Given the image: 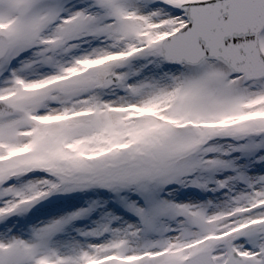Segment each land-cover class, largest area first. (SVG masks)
Segmentation results:
<instances>
[{
  "label": "snow or ice",
  "instance_id": "snow-or-ice-1",
  "mask_svg": "<svg viewBox=\"0 0 264 264\" xmlns=\"http://www.w3.org/2000/svg\"><path fill=\"white\" fill-rule=\"evenodd\" d=\"M0 264H264V0H0Z\"/></svg>",
  "mask_w": 264,
  "mask_h": 264
},
{
  "label": "rangeland",
  "instance_id": "rangeland-1",
  "mask_svg": "<svg viewBox=\"0 0 264 264\" xmlns=\"http://www.w3.org/2000/svg\"><path fill=\"white\" fill-rule=\"evenodd\" d=\"M205 195H211V193H207V194H205ZM50 199H51V198H50ZM67 199H68L69 201H76V200H77V198L74 197V196H72V195H69V196L67 197ZM76 202H78V201H76Z\"/></svg>",
  "mask_w": 264,
  "mask_h": 264
},
{
  "label": "bare ground",
  "instance_id": "bare-ground-1",
  "mask_svg": "<svg viewBox=\"0 0 264 264\" xmlns=\"http://www.w3.org/2000/svg\"><path fill=\"white\" fill-rule=\"evenodd\" d=\"M76 201H78V200H76Z\"/></svg>",
  "mask_w": 264,
  "mask_h": 264
}]
</instances>
